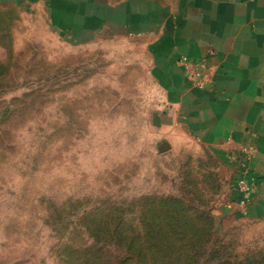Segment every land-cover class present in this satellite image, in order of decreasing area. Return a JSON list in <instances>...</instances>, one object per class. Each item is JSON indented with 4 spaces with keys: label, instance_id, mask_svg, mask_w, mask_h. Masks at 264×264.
I'll return each mask as SVG.
<instances>
[{
    "label": "rangeland",
    "instance_id": "obj_1",
    "mask_svg": "<svg viewBox=\"0 0 264 264\" xmlns=\"http://www.w3.org/2000/svg\"><path fill=\"white\" fill-rule=\"evenodd\" d=\"M144 50L0 10V264H264V225L230 206L234 173L169 116ZM153 243L198 250L162 263Z\"/></svg>",
    "mask_w": 264,
    "mask_h": 264
},
{
    "label": "crops",
    "instance_id": "obj_2",
    "mask_svg": "<svg viewBox=\"0 0 264 264\" xmlns=\"http://www.w3.org/2000/svg\"><path fill=\"white\" fill-rule=\"evenodd\" d=\"M17 7L40 12L68 42L143 43L169 116L234 173L230 206L264 225V0H0V10ZM183 57L206 60L213 84L194 87ZM248 146L256 150L249 170L230 165L229 156ZM243 177L246 194L238 189Z\"/></svg>",
    "mask_w": 264,
    "mask_h": 264
},
{
    "label": "built area",
    "instance_id": "obj_3",
    "mask_svg": "<svg viewBox=\"0 0 264 264\" xmlns=\"http://www.w3.org/2000/svg\"><path fill=\"white\" fill-rule=\"evenodd\" d=\"M181 63L183 65L185 76L192 82L193 86L197 89L204 90L207 86L213 84L214 77L212 74V70L206 60L198 63H193L188 58L183 57ZM241 155V160L243 159V162H239L238 160H236V163L241 165L243 168H246L247 164H250V161L254 157V149L246 147L243 149ZM238 189L243 194L249 192V186L247 185L246 180H239Z\"/></svg>",
    "mask_w": 264,
    "mask_h": 264
},
{
    "label": "trees",
    "instance_id": "obj_4",
    "mask_svg": "<svg viewBox=\"0 0 264 264\" xmlns=\"http://www.w3.org/2000/svg\"><path fill=\"white\" fill-rule=\"evenodd\" d=\"M165 204V203H163ZM166 205V204H165ZM176 231L173 230V232ZM157 236V233L150 235L151 238H155ZM148 249H150L151 254L155 255V257H158V260H160L162 263H166V260H164L163 258L168 254V253H172L175 255H178L179 257H183L186 256L185 253L186 252H193L195 250H198L195 246L191 245L188 249L187 248H160V244L157 243H153L152 245H150L148 247ZM163 249V250H162ZM179 262V261H178ZM189 264H193L192 261L188 262ZM125 264V263H123Z\"/></svg>",
    "mask_w": 264,
    "mask_h": 264
},
{
    "label": "water",
    "instance_id": "obj_5",
    "mask_svg": "<svg viewBox=\"0 0 264 264\" xmlns=\"http://www.w3.org/2000/svg\"><path fill=\"white\" fill-rule=\"evenodd\" d=\"M170 145L166 142L162 143L160 148H159V153L160 154H163V153H166L170 150Z\"/></svg>",
    "mask_w": 264,
    "mask_h": 264
}]
</instances>
